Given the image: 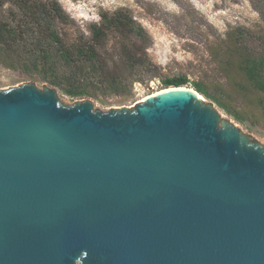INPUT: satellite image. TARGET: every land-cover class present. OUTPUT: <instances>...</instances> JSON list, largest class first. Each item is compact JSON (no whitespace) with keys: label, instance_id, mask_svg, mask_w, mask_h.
I'll list each match as a JSON object with an SVG mask.
<instances>
[{"label":"water","instance_id":"obj_1","mask_svg":"<svg viewBox=\"0 0 264 264\" xmlns=\"http://www.w3.org/2000/svg\"><path fill=\"white\" fill-rule=\"evenodd\" d=\"M0 264H264V143L188 87L0 90Z\"/></svg>","mask_w":264,"mask_h":264},{"label":"rangeland","instance_id":"obj_2","mask_svg":"<svg viewBox=\"0 0 264 264\" xmlns=\"http://www.w3.org/2000/svg\"><path fill=\"white\" fill-rule=\"evenodd\" d=\"M74 19L71 32L82 31L100 22V13L120 9L130 12L152 38L148 56L154 64L153 75L135 84L128 96L105 95L99 98L72 99L58 95L65 104L91 100L103 112L131 108L146 96L166 89L163 80L182 75L196 90V84L220 98L238 112V121L211 98L222 115L242 128L258 143H264V95L254 90L242 70L246 58H258L264 52V0H57ZM7 6L0 10L4 14ZM34 83L39 89L50 87L31 80L21 71L0 65V90ZM53 88V87H51Z\"/></svg>","mask_w":264,"mask_h":264},{"label":"trees","instance_id":"obj_3","mask_svg":"<svg viewBox=\"0 0 264 264\" xmlns=\"http://www.w3.org/2000/svg\"><path fill=\"white\" fill-rule=\"evenodd\" d=\"M5 6V15H0V65L7 69L21 71L72 99L128 96L135 84L154 77L148 56L152 38L125 9L101 12L100 22L90 26L86 37L82 31L71 32L74 19L57 0H0V10ZM243 63L250 85L264 95V52ZM162 83L166 88L183 87L189 80L177 75ZM195 87L243 120L201 84Z\"/></svg>","mask_w":264,"mask_h":264},{"label":"bare ground","instance_id":"obj_4","mask_svg":"<svg viewBox=\"0 0 264 264\" xmlns=\"http://www.w3.org/2000/svg\"><path fill=\"white\" fill-rule=\"evenodd\" d=\"M165 89H163V90H160V91H158V92H156V93H154L153 95H156V94H158V93H160V92H162V91H164ZM200 96H202L201 94H200ZM148 96H146L144 99H143V101L144 100H146V98H147ZM203 97V96H202Z\"/></svg>","mask_w":264,"mask_h":264}]
</instances>
